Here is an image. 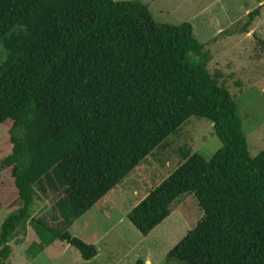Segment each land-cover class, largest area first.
Returning <instances> with one entry per match:
<instances>
[{"label": "trees", "instance_id": "trees-1", "mask_svg": "<svg viewBox=\"0 0 264 264\" xmlns=\"http://www.w3.org/2000/svg\"><path fill=\"white\" fill-rule=\"evenodd\" d=\"M0 42V207L17 205L0 226L1 264L27 225L38 238L28 258L58 240L94 258L68 228L193 116L222 147L210 159L186 150L127 218L147 235L193 194L203 217L168 258L264 264V148L249 154L235 97L190 22H158L140 0H0ZM38 197L52 206L32 217Z\"/></svg>", "mask_w": 264, "mask_h": 264}, {"label": "rangeland", "instance_id": "rangeland-1", "mask_svg": "<svg viewBox=\"0 0 264 264\" xmlns=\"http://www.w3.org/2000/svg\"><path fill=\"white\" fill-rule=\"evenodd\" d=\"M140 1L148 4L158 22L192 24L195 37L210 53L209 71L220 72V83L235 97L249 154L256 156L264 148V0ZM256 8L258 16L246 26L248 13ZM5 56L0 42V66ZM221 147L211 122L190 117L111 194L68 228L72 236L96 246L98 254L94 258L84 260L75 247L59 240L36 258H28L25 250L38 238L27 225L25 233L19 230L11 238L12 253L3 264H136L138 260L146 264H185L168 258L167 253L203 217L193 194L179 196L171 205L170 215L147 235L133 226L127 214L178 167L186 150L210 159ZM51 206L50 200L38 197L32 217L41 216ZM16 207V204L0 207V226Z\"/></svg>", "mask_w": 264, "mask_h": 264}, {"label": "crops", "instance_id": "crops-1", "mask_svg": "<svg viewBox=\"0 0 264 264\" xmlns=\"http://www.w3.org/2000/svg\"><path fill=\"white\" fill-rule=\"evenodd\" d=\"M38 255H39V254H38ZM38 255H37V256H38ZM35 258H36V257H35Z\"/></svg>", "mask_w": 264, "mask_h": 264}]
</instances>
